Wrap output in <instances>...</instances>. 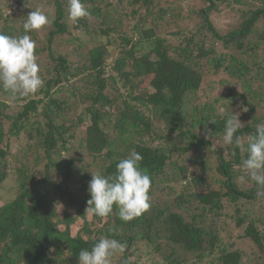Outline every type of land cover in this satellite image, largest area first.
I'll return each mask as SVG.
<instances>
[{
	"label": "trees",
	"instance_id": "16d2710c",
	"mask_svg": "<svg viewBox=\"0 0 264 264\" xmlns=\"http://www.w3.org/2000/svg\"><path fill=\"white\" fill-rule=\"evenodd\" d=\"M114 1L82 0L91 14L73 22L67 0H0V33L36 41L44 81L16 100L0 89V191L10 180L16 186L0 205V264H78V253L106 235L126 243L112 264H138L142 243L160 264H264V197L239 180L247 153L231 145L211 151L210 141L222 139L232 112L245 125L235 134L245 148L264 122L254 115L264 103V0H203L207 7L189 11L198 19L190 30L168 2ZM222 3L242 20L220 34L209 15ZM36 8L51 20L40 44L38 31L23 29ZM170 25L174 44L164 38ZM218 88L225 93L206 95ZM191 150L197 172L178 163ZM132 151L151 176L149 196L161 176L181 193L150 197L129 222L115 206L108 217L88 215L91 173L79 174L75 155L112 175ZM76 177L78 188L69 189ZM244 243L253 250L246 262Z\"/></svg>",
	"mask_w": 264,
	"mask_h": 264
},
{
	"label": "clouds",
	"instance_id": "9594fccd",
	"mask_svg": "<svg viewBox=\"0 0 264 264\" xmlns=\"http://www.w3.org/2000/svg\"><path fill=\"white\" fill-rule=\"evenodd\" d=\"M67 14L69 20L76 22L91 13L82 0H67ZM50 23L49 16L41 8H36L27 14L23 29L25 33L39 31ZM36 47V41L28 34L10 36L0 33V89L10 94L12 100L34 95L44 86L38 74ZM239 116V112H232L226 118L223 144L246 151L247 157L242 164L244 174L239 176V180L254 183L256 196L264 197V122L255 125L245 148L241 137L235 135L245 126ZM142 160L140 153L132 151L118 161L112 175L91 172L86 213L105 218L115 206L120 220L129 222L146 212L150 207L151 176L141 168ZM125 249L126 243L108 235L102 236L90 250L82 249L78 253V264H112L113 256Z\"/></svg>",
	"mask_w": 264,
	"mask_h": 264
},
{
	"label": "rangeland",
	"instance_id": "374dc122",
	"mask_svg": "<svg viewBox=\"0 0 264 264\" xmlns=\"http://www.w3.org/2000/svg\"><path fill=\"white\" fill-rule=\"evenodd\" d=\"M113 4H117V2L119 1H114V0H110ZM212 2H216V0H211ZM167 2L169 3V5H171L172 7H174L173 9L176 8L177 6V10L176 13H181L180 18H179V24L180 27L185 29V30H190L191 28H193V26L195 28H197L195 25L198 24V19L196 20L195 17H192V15L189 13L190 9H199L201 7L204 6H208L207 4H209V2H207V4L203 1V0H187L188 4L183 3V1H181L180 7L178 5V0H162L161 3L163 6H167ZM218 11L215 12H211L209 15V20L211 21V23L213 24V27L217 28V31L220 34L226 33L229 30L235 28L237 26V24L242 20L241 16L239 14V12L237 11V8L233 9V11L230 10L229 7H227L224 3L219 4V7H217ZM182 9V10H181ZM172 11V10H171ZM189 13V14H188ZM20 14V13H19ZM179 27V26H178ZM177 27L174 25H170L168 28V33L166 36H164V38L167 40V42L174 44L176 42V39L173 38L170 33L176 31ZM45 34V31H38L37 32V39L40 40L38 41V44H40L41 42H45V40H43V35ZM165 35V34H164ZM179 41V39H178ZM216 81L217 79H211L209 80V82H213ZM238 90V89H236ZM150 91V90H149ZM224 94L225 92L222 89H216L212 92H208L206 95H208L209 97L213 98L214 95L216 94ZM220 114L223 113V111H219ZM255 117H260L262 115H264V103H260L257 105L256 107V111L254 112ZM249 120V119H248ZM210 141L212 142V150L214 149H219V148H223L225 146V144H223V140L222 139H218L217 137L215 138H210ZM13 143V142H12ZM17 145V143H15ZM13 143V145H15ZM210 154V153H209ZM225 154V153H224ZM196 155H198V151L196 150H191L190 152H188V154H186L183 158L178 159V163L180 165H185L186 167L190 168L191 171H195L197 172L199 170V167L196 165ZM77 158H79L78 161V170L80 171L79 174H83V172H85L86 174H90L91 172H95L98 170V166H95L93 163L92 159H89L81 154H76L75 155ZM173 161H175V159L173 158ZM171 167V166H170ZM170 167H167L166 170L164 171L165 173H170L171 172H175L172 171ZM212 175V173H211ZM170 176V175H169ZM80 177H76L74 179V181H72L69 184V189H75L78 188V185L80 184ZM166 179L165 177L161 176L158 178V180L156 181V185L152 191L151 194V199H153L154 201H158L160 199L166 200L167 198H173L175 194H173L174 192L177 191V193H181L182 189H180L178 186H172L171 188H168L169 185L166 183ZM188 180L182 182V186H185V183H187ZM180 189V190H179ZM15 190H16V186L14 185L13 181H8L5 183L3 189L0 191V198H1V202L0 205H2V203L8 202L10 200H12L14 198L15 195ZM257 208V205H256ZM87 221L90 222V217H87ZM82 220L78 221V223L73 227V233H76L79 229L82 228ZM146 243H142L140 244V248H141V253L139 257H141V260L138 262V264H160V258L155 256V255H150V254H146V248L145 245ZM239 249L242 250L244 252V257H243V262L247 261L248 255L250 254L249 252H253L251 246L249 244H239L238 245ZM151 252V250H150ZM153 254V253H152Z\"/></svg>",
	"mask_w": 264,
	"mask_h": 264
}]
</instances>
